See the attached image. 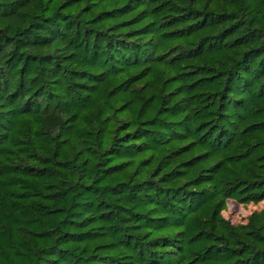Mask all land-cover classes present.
I'll list each match as a JSON object with an SVG mask.
<instances>
[{
	"label": "trees",
	"instance_id": "obj_1",
	"mask_svg": "<svg viewBox=\"0 0 264 264\" xmlns=\"http://www.w3.org/2000/svg\"><path fill=\"white\" fill-rule=\"evenodd\" d=\"M0 264H264V0H0Z\"/></svg>",
	"mask_w": 264,
	"mask_h": 264
},
{
	"label": "rangeland",
	"instance_id": "obj_2",
	"mask_svg": "<svg viewBox=\"0 0 264 264\" xmlns=\"http://www.w3.org/2000/svg\"><path fill=\"white\" fill-rule=\"evenodd\" d=\"M258 207L252 205L248 207L238 206L236 204H231L227 211L224 212L225 217L230 219L233 223L244 222L247 216L255 211Z\"/></svg>",
	"mask_w": 264,
	"mask_h": 264
}]
</instances>
